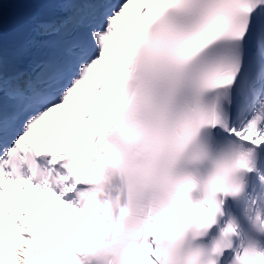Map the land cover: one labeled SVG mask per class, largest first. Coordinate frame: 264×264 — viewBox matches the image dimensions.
Here are the masks:
<instances>
[{"label": "snow or ice", "instance_id": "6c2138e0", "mask_svg": "<svg viewBox=\"0 0 264 264\" xmlns=\"http://www.w3.org/2000/svg\"><path fill=\"white\" fill-rule=\"evenodd\" d=\"M22 2L0 264H264V0Z\"/></svg>", "mask_w": 264, "mask_h": 264}, {"label": "bare ground", "instance_id": "6f19581e", "mask_svg": "<svg viewBox=\"0 0 264 264\" xmlns=\"http://www.w3.org/2000/svg\"><path fill=\"white\" fill-rule=\"evenodd\" d=\"M11 258L9 256H7V252L5 253V264H8V261L10 260ZM39 264H45L44 261H42L41 259L39 260Z\"/></svg>", "mask_w": 264, "mask_h": 264}]
</instances>
